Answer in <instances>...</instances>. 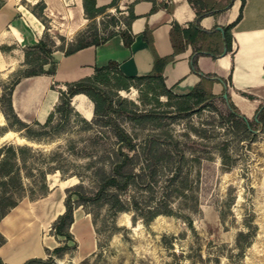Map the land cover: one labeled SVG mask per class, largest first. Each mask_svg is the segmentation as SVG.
I'll use <instances>...</instances> for the list:
<instances>
[{
    "label": "rangeland",
    "instance_id": "obj_1",
    "mask_svg": "<svg viewBox=\"0 0 264 264\" xmlns=\"http://www.w3.org/2000/svg\"><path fill=\"white\" fill-rule=\"evenodd\" d=\"M44 1L0 0V61L3 64L0 67V98L18 74L28 70L37 56L43 57L31 48L35 40L25 43L24 40H17L14 36L16 29L11 32L4 20L15 18L16 22L19 19L24 23L27 18L32 19V24L41 29V34L46 29L63 47L90 25V20L82 18L77 11L74 0H49L51 13L45 9L46 4L43 10L40 9V3ZM17 6L24 14L16 12ZM30 7L40 18L30 13ZM67 8L71 9L68 13ZM112 13L117 14V11ZM28 49L31 51L28 56L30 63L24 57V50ZM44 67L48 68L50 64ZM20 80L13 97L18 95L21 99L33 78L25 76ZM50 87L58 89L59 85L52 81ZM43 95L44 92L38 96ZM118 95L138 110L149 107L166 110L157 129H167L175 135L188 157H200L199 162L188 160L183 165V170L189 171L188 196L171 199L173 208L188 215L191 224L181 214L157 215L145 225L140 217L129 211L112 213L105 205L90 206L87 210L80 207L86 227L83 233L93 242L92 247L80 249L79 240L72 231L73 238L59 235L57 241L51 229L52 221L48 219V206L60 195L63 203L65 189L77 183L78 178L61 176L53 169L47 170V194L32 193L30 187L38 185L39 181L36 170H32L31 174H23L25 194L7 213L15 226L7 230L0 220V256L3 258L8 251L16 252L24 234L33 230L34 242L42 249V257L52 255V264H58V259L62 264H264V132L261 126L253 124L250 131L232 128L222 117L227 113L222 93L207 106H197L180 114L173 111V99L167 102L165 96H160V102H157L146 91L144 83H140L138 89H121ZM0 109L7 110L5 102L0 103ZM19 110L24 118L25 111ZM81 116L56 111L48 129L57 125V130L41 139H28L24 129L14 130L17 136L32 142L33 149L43 152L35 157L29 155L27 162L33 160L44 167H62L66 172L82 171L88 161L91 138L96 135L99 141H107L109 128L86 126ZM115 120L138 143L153 130L152 127L134 125L122 117ZM27 123L33 129L40 128L34 119H28ZM11 124L16 125L13 121ZM16 128L20 127L16 125ZM195 129H200L201 134L198 135ZM6 130L8 127L4 118L0 134ZM6 143L19 144L8 139L0 146ZM53 151L57 153L52 156ZM164 165V170L169 171V164L164 162ZM22 171H25L24 168ZM6 231L10 232V237ZM48 236H52L54 246L44 243ZM63 245V255L57 256L54 248Z\"/></svg>",
    "mask_w": 264,
    "mask_h": 264
},
{
    "label": "trees",
    "instance_id": "obj_2",
    "mask_svg": "<svg viewBox=\"0 0 264 264\" xmlns=\"http://www.w3.org/2000/svg\"><path fill=\"white\" fill-rule=\"evenodd\" d=\"M155 2V0H152ZM116 0H112L107 5L97 6L95 0H82V7L85 17L90 20V25L83 32H80L72 41H67L65 46L58 45L49 35L46 29L43 30L38 40L31 45L43 55L37 56L35 61L30 63L28 56L31 51L24 50L25 61L29 62V69L22 71L7 86V90L1 95L0 103L5 102L7 110L0 109L3 114L8 129L26 130L25 137L28 139H41L44 136L53 134L57 130V125H49L52 122L56 111L63 112L64 115L75 113L80 116L71 104V98L77 93L85 94L93 103V115L91 119L81 116V120L86 126L96 125L108 127L107 141H99L98 136L91 138V145L88 153L87 164L80 165L82 171L66 172L62 167H44L32 161L27 162L29 155L35 157L43 152L35 150L28 144L6 143L0 146V220H2L10 209L15 207L26 191L23 174H31L36 170L39 177L38 185L30 187L32 193L44 194L48 191L47 170L58 171L61 176H75L78 182L65 189L63 200V212L57 215L52 221L51 229L57 241L59 235L64 238H73L70 225L73 222V212L76 207L87 210L90 206L105 205L112 213L121 211L132 212L140 217L147 225L157 215H177L191 221L188 215L178 213L172 206L171 199L175 196L186 198L189 188V171L183 170V165L188 160L199 162L200 157L193 155L188 157L181 141L167 129L160 128V118L166 114V110L149 107L145 110H138L135 106L129 105L128 101L118 95L121 89L127 90L129 87L139 88L140 83H144L146 91L159 101L160 96H165L167 102L173 99V111L177 114L189 112L195 107L203 108L211 101L220 96L211 92L209 78L211 75L201 74V79L186 93L175 94L168 88L163 80L162 66L168 57H160L155 52L154 65L150 73L146 75H125L115 61H109L103 66H96L94 73L64 84V88H58V103L48 113L43 122L35 120L39 129H33L29 123L21 120L13 110L11 105V94L15 84L20 78L33 76L41 73H52L55 69V59L53 53L61 50L65 55L89 45H98L107 40L113 34H119L124 45L130 46L134 34L130 29V23L135 18L132 4L127 5L126 13H120L116 5ZM232 0H228L223 8L229 6ZM244 0H241L240 11L236 19L224 27L225 49H231L230 28L240 19ZM45 7L44 2L40 3V9ZM115 7L117 14L107 12L108 8ZM29 10L38 18L39 14ZM204 12H197L194 22L184 28L174 24L171 28L170 38L174 49L183 48L182 38L194 43L196 37L206 32L200 25L199 19ZM41 20V19H40ZM102 30V31H101ZM202 49L195 47L189 58L190 68L198 72L196 58ZM215 55V54H213ZM172 57V56H171ZM45 64L50 67L45 68ZM37 66L38 68L35 69ZM227 107V113L222 117L229 122L236 131H250L253 124L261 126L264 132V104L256 110V119L245 117L239 112L236 106L221 95ZM122 117L134 125L153 130L147 133L140 143L136 142L131 135L114 117ZM12 121L16 125L11 124ZM52 130V131H51ZM51 132V133H50ZM195 132L201 134L200 129ZM57 151L52 152V156ZM164 162L169 164V171L164 170ZM24 168V172L22 171ZM47 194V193H46ZM87 212H90L89 210ZM56 231V232H55ZM2 243V242H1ZM65 245L54 248L57 256H62ZM53 256L29 257L20 264H52ZM0 264H12L6 262L0 256Z\"/></svg>",
    "mask_w": 264,
    "mask_h": 264
},
{
    "label": "crops",
    "instance_id": "obj_3",
    "mask_svg": "<svg viewBox=\"0 0 264 264\" xmlns=\"http://www.w3.org/2000/svg\"><path fill=\"white\" fill-rule=\"evenodd\" d=\"M74 1L82 18L88 19L83 11L82 0ZM111 1L95 0L97 6L107 5ZM116 1L120 13H126L127 5L132 4L136 15L130 23L134 34L130 46L124 45L119 34H113L98 45L85 46L68 55L61 50L54 51L55 69L52 73L31 76L33 81L21 99L18 95L13 97L21 80L12 90L11 105L21 120L27 122L28 119H34L41 122L47 117L58 100V90L51 88L50 82L54 81L59 88H64L66 82L90 76L96 66H103L109 61H115L125 75H146L154 65L153 52L160 57L169 58L162 66V76L165 85L174 92L186 93L200 81L201 74H209L211 92H226L228 100L241 114L249 119L256 115V110L264 104V0H244L242 15L230 28L229 51L225 49L223 29L236 19L241 0H232L225 8L223 7L228 0ZM44 4V8L51 13L49 0H45ZM70 8H67V13ZM108 10L112 13L115 7ZM16 12L24 14L18 6ZM197 12H204L199 19V25L206 32L200 33L194 43L182 38L183 48L176 51L170 38L172 26L178 24L188 27L194 22ZM12 19L4 20L3 23L11 32L16 29L17 34H12L17 40H24V43L34 42L41 36V29L32 24V19L27 18L26 21L23 18L24 23L19 19L18 22L15 18ZM37 21L39 22L38 19ZM195 47L204 51L196 58L198 72L193 71L189 64ZM2 65L0 61V67ZM42 92L44 95L38 96ZM75 97L79 99L75 101ZM71 104L86 119L92 117L93 103L85 94L73 95ZM19 109L25 111L26 119L21 116ZM27 258L29 257L25 259Z\"/></svg>",
    "mask_w": 264,
    "mask_h": 264
},
{
    "label": "bare ground",
    "instance_id": "obj_4",
    "mask_svg": "<svg viewBox=\"0 0 264 264\" xmlns=\"http://www.w3.org/2000/svg\"><path fill=\"white\" fill-rule=\"evenodd\" d=\"M75 101H77L79 98L75 97ZM4 123V117L3 114L0 112V124ZM8 139H13L17 143H31L28 140L24 139L23 137H19L16 135V132L12 129H8L4 131L2 134H0V143L3 141H6ZM58 186V185H57ZM77 208V207H76ZM64 205L62 203V195L51 205L48 206V219L49 221H53L58 214L63 212ZM19 210V208H18ZM20 211V210H19ZM82 210L80 207L74 211L75 220L74 223L71 226V231L75 234L76 239H78L80 244V249H86L93 246V242L90 238L84 235V230L86 227H84V220H83V214L81 212ZM158 217V216H157ZM14 221V220H13ZM13 221L10 220V215H6L2 219V223L6 226L7 230L9 228H13L15 224ZM48 221V223H49ZM158 222V221H157ZM22 223V222H21ZM41 226V225H40ZM29 227V226H28ZM42 227V226H41ZM8 233V237H10V232L6 231ZM26 232V231H25ZM5 235V234H4ZM13 236V235H12ZM48 246H54L55 241H53L52 236H48L45 239L44 242ZM43 255V251L40 247L36 246L34 242V234L33 230L30 231L28 234H24L21 244L19 246V249L11 253V251L6 252L3 254V260L12 264H20L22 263L26 257H41ZM58 264H62V261L58 259Z\"/></svg>",
    "mask_w": 264,
    "mask_h": 264
},
{
    "label": "water",
    "instance_id": "obj_5",
    "mask_svg": "<svg viewBox=\"0 0 264 264\" xmlns=\"http://www.w3.org/2000/svg\"><path fill=\"white\" fill-rule=\"evenodd\" d=\"M222 96L224 97V98H227V94H226V92H224L223 94H222ZM254 118L256 119V116H254ZM26 144H28V145H32L31 143H26ZM73 219H74V212H73ZM73 222H74V220H73ZM72 222V223H73ZM72 223H71V225H72ZM71 225H70V228H71ZM70 231H71V229H70Z\"/></svg>",
    "mask_w": 264,
    "mask_h": 264
},
{
    "label": "built area",
    "instance_id": "obj_6",
    "mask_svg": "<svg viewBox=\"0 0 264 264\" xmlns=\"http://www.w3.org/2000/svg\"><path fill=\"white\" fill-rule=\"evenodd\" d=\"M130 2H132L133 0H129Z\"/></svg>",
    "mask_w": 264,
    "mask_h": 264
}]
</instances>
